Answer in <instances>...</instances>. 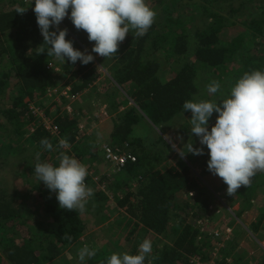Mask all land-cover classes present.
I'll return each mask as SVG.
<instances>
[{"label": "trees", "instance_id": "trees-1", "mask_svg": "<svg viewBox=\"0 0 264 264\" xmlns=\"http://www.w3.org/2000/svg\"><path fill=\"white\" fill-rule=\"evenodd\" d=\"M163 2L147 0L155 12ZM14 3L16 5L10 8L3 5L0 9V116L6 125L4 133L8 134V138L0 139V156L3 157L0 166L7 160L1 155L7 144L23 154L33 148L41 159L54 161V166H58L59 154L63 152L80 160L95 175L92 165L87 163L101 159L106 166L108 164L97 142L87 143L84 148L78 141L83 135L77 132L78 121L58 114L52 121L55 133L51 134L30 105L35 103L34 99H41L56 88L61 75L63 78L76 75L79 82L71 83L69 92L76 96L92 88L99 73L93 62L82 65L77 61L72 65L66 60L58 64L62 74L52 76L50 62L55 58L46 53L36 55L35 48L43 43V37L32 10L34 4L31 0L29 7L25 0ZM191 3L187 9L196 15L191 20L202 21L208 17V23L202 28L167 13L159 17L158 23L154 19L143 37H136L134 31L128 33L119 44L117 54L108 58L113 64L114 81L128 94L131 103L130 107L114 114L110 136L104 142L114 151L131 153L135 163H128L118 171L110 169L113 171L110 174L104 173L98 183L104 185L105 190L99 186L92 189L93 196L88 199L84 213L61 209L56 194L37 180L35 166L29 167L27 175L22 174V186L28 187L26 191L20 186L9 191L4 182H0V264H106V259H98L102 255L92 243L84 247L95 249L94 257L81 261L77 254L73 262L67 263L66 258L71 256L68 251L78 246L81 238L107 220L102 210L109 205L108 194L115 201V207L123 211L121 218L129 230L127 240L143 232L165 241L161 249L153 246L151 264H189V257L193 256H198L204 264L213 262L210 238L202 236L196 226V222L207 218L209 213L205 189L197 185L192 169L180 156H171L160 142L147 147L143 138L134 139L133 135L137 127L149 126L147 120L162 134L173 131L181 136L179 147L183 152H187L188 144L200 147L197 137L190 132L191 112L184 113L182 105L188 100L218 102L229 96L231 87L245 72L264 71V0ZM214 3L220 6V12L230 11L228 17L242 15V24L237 25L220 12H214ZM17 7H24L26 11L19 14ZM59 28L67 29L66 40H72L75 49L88 50L94 44L88 41L87 33L77 30L67 17ZM212 80L219 82L220 89L208 95L206 85ZM109 99L110 106L117 110L119 105ZM35 107L39 111L44 109L42 102ZM47 111L44 109V114H48ZM216 115L213 113L209 128ZM42 138L52 143L50 151L41 147ZM61 139L67 142L66 147H59ZM14 150L5 156L15 154ZM206 150L205 147L204 155L188 153L185 157L194 161L192 164L202 175L215 176L207 170ZM220 181L218 191L225 202L238 203V219L250 232L264 238V172H258L250 186H241L233 197L227 195V186L221 178ZM87 182L93 188L92 180L87 179ZM92 210L101 214L97 219L86 221L83 215ZM176 220L180 223L173 226ZM69 236L71 239L67 238ZM137 251L138 247L133 248L130 254L135 255Z\"/></svg>", "mask_w": 264, "mask_h": 264}, {"label": "clouds", "instance_id": "clouds-1", "mask_svg": "<svg viewBox=\"0 0 264 264\" xmlns=\"http://www.w3.org/2000/svg\"><path fill=\"white\" fill-rule=\"evenodd\" d=\"M31 4H34L32 10L43 37V43L35 48L36 55L46 53L61 63L67 60L72 65L77 61L89 64L94 60L92 53L103 58L115 56L128 33L134 31L136 37H143L156 16L147 0H31ZM25 11L24 7L16 9L19 14ZM66 17L77 30L87 33L89 42H94L90 53L75 49L73 41L66 40L67 29L59 28ZM219 89L220 84L215 80L206 85L209 94H216ZM182 108L184 113L191 112L190 132L197 137L200 147L188 144L186 153L178 151L176 145H172V149L183 158L188 153L204 155L206 147L207 170L222 179L228 196L236 195L241 186L248 188L252 178L264 172V71L245 72L225 99L218 102L188 100ZM213 113L217 115L209 128ZM66 144L63 139L59 141L60 148ZM40 145L48 151L53 147L47 138H42ZM39 157L38 152L35 176L56 194L59 207L85 212L88 199L93 196V190L85 183L86 166L63 152L59 154L58 166L40 162ZM152 250V242L146 238L139 244L137 254L114 253L106 264H146V261L151 264ZM78 255L83 261L94 257L96 251L85 246Z\"/></svg>", "mask_w": 264, "mask_h": 264}, {"label": "rangeland", "instance_id": "rangeland-1", "mask_svg": "<svg viewBox=\"0 0 264 264\" xmlns=\"http://www.w3.org/2000/svg\"><path fill=\"white\" fill-rule=\"evenodd\" d=\"M14 1L16 0H0V9H2L3 5L5 8H10L16 5ZM191 2L200 4L203 0H164L163 4L156 12V18H154L155 22L158 23L160 21L159 17H163L164 14L168 13L171 17L179 16L181 19L186 20L188 25L191 23L193 27L197 26L202 28L204 24L208 23V21H206L208 17H204L202 21L199 18L191 20V18L196 17V15L190 11L191 9H187ZM25 3L28 4L27 7H29L30 0H25ZM212 10L214 12H220V6H218L217 3H214ZM229 13L230 11L224 13L222 11L220 12V14L228 18L230 22H234L237 25L242 24L244 21L242 15L228 17ZM210 28L214 29V26L210 24ZM91 48L88 50L85 48L84 51L90 53ZM92 55L94 56V60L92 61L93 66L99 73V78H97V81L92 88L87 89L82 94L71 96L69 93L70 84H78V78L76 75L63 78L61 75L62 71L59 69L58 65L60 64V61L55 59L50 62V72L54 77L56 74L61 75L59 85L56 88L51 89L50 92H47L43 98L34 99L35 103L30 105L32 112L39 114L38 116L42 125L44 128L46 127L47 130H50L53 118L58 114L60 116L63 114L68 115L71 118L76 119L78 121L77 132L83 134L79 137L78 141L82 142L84 148H87V143L90 142L95 143L99 141L100 143H105L104 141L110 136L112 130L111 118L114 117V114H118L117 112H122L124 109L130 107L129 103H131L129 102L130 98L128 94L113 79V72L111 71L113 64L108 58L100 57L95 53H92ZM161 56L163 55L161 54ZM1 70L2 68L0 67V71ZM207 94L209 95V93ZM109 98H112L113 101L115 100V105H119L116 107L117 110L110 106L109 102L111 99ZM41 102L44 109L48 110V114H44V109H40L39 111L35 107V104H40ZM41 115L45 122L42 121ZM97 121L101 123L98 124ZM94 122H96L98 127L93 130L91 126L95 124ZM146 122L149 126L143 124L135 129L133 135L134 139L138 137L143 138L147 147H151L154 142H160L161 145L169 150L171 156H180L176 150L172 149V145H176L177 150L182 151L179 147V144L182 143V137L173 131H166L162 134L157 128L152 127L147 120ZM0 124V139L1 137L8 138V134L4 133L6 125L1 116ZM169 137L173 138L174 142L170 141ZM25 138L28 137L26 136ZM197 145H199V141L197 142ZM3 148L4 150L1 152V155H4L7 160H5V163L0 166V182H4V185L9 191L19 188L18 186H20L21 189L24 188L23 190L26 191L28 187L22 186L24 179L22 174L27 175L29 167H34L37 163L34 149H28L25 154L13 149L14 152H16L15 154L5 156V154H9V152L13 153V150L9 148L7 144L4 145ZM155 148L157 149V147ZM2 158L3 157L0 156V162L2 161ZM85 158L87 159V155ZM182 160H184L187 166L192 169L197 185L200 188L205 189L207 204L210 206L208 210L209 213L207 218L196 222V226L200 228L202 236H208L210 238V256L212 258L215 254L216 259L213 260L215 261V264L220 262L223 264H264V238L257 237V235L250 232L248 227L238 219V203L229 204L225 202L223 195L218 191V188L221 185L220 178H218V176L202 175L200 169L192 164V162H194L193 160H187L185 156ZM23 161L26 162L21 164ZM39 161L48 162L50 164L52 163V165L54 164V161L41 159L40 157ZM87 164L92 165L95 176L98 178V182L104 173L110 174L113 172L101 159ZM93 185V188L92 186H90V188L93 190L97 189L95 188V186H97L96 183ZM98 186L100 189L103 188L102 190H105L104 185L98 183ZM108 195L109 205L107 207L104 206V209L102 210V214L107 215V220L97 224L92 231L88 232L85 237L81 238L78 246L68 251V254L71 256L66 258V263L73 262L75 256L78 257L77 254L80 251L79 246L81 247L80 249H82L84 244L90 245L92 243L93 245L98 246V252L102 255L98 258L99 260H107L114 253L130 254L133 248L138 247L146 238L152 242V246H156L160 249L162 248V245L165 244V241L161 238L143 232L135 233L130 240H127L129 230L125 226L124 219L121 218L123 211L118 210L115 207V201L112 200L111 194ZM90 198L91 197H89V199ZM98 210H92L93 212L86 213L87 215H83L84 219L86 221L97 219L99 214H101ZM179 223V220H176L174 221L173 226ZM237 256L240 258H237Z\"/></svg>", "mask_w": 264, "mask_h": 264}, {"label": "built area", "instance_id": "built-area-1", "mask_svg": "<svg viewBox=\"0 0 264 264\" xmlns=\"http://www.w3.org/2000/svg\"><path fill=\"white\" fill-rule=\"evenodd\" d=\"M39 115V114H37ZM42 117V121H44L43 116ZM50 130H46L49 131L51 134L55 133V128H53L52 124L50 125ZM170 141L174 142L173 138L169 137ZM99 149L103 155L104 161L108 164L110 169H115V170H120L122 168H124L128 163H135L136 159L135 157L129 153V152H119V151H114L112 148H110L108 145H106L105 143L100 144L99 143ZM88 171V175L86 176L85 179V183L88 187H90V185L87 182V179L92 180L93 183H96V185L98 186V178L97 176H95L93 174L92 171ZM103 189V188H102ZM101 189V190H102ZM228 234V232H227ZM222 247V246H220ZM216 259L215 254L212 256V261ZM189 264H204L201 259L198 256H193V257H189ZM215 262V261H213ZM213 262H211L210 264H212Z\"/></svg>", "mask_w": 264, "mask_h": 264}, {"label": "crops", "instance_id": "crops-1", "mask_svg": "<svg viewBox=\"0 0 264 264\" xmlns=\"http://www.w3.org/2000/svg\"><path fill=\"white\" fill-rule=\"evenodd\" d=\"M115 101V100H114ZM112 119V118H111ZM111 121V120H110ZM95 124H93L92 126H91V128L94 130L95 128H97L98 127V125L96 124V122H94ZM97 123L98 124H100L101 122H99V121H97ZM89 133V132H88ZM87 133V134H88ZM100 142L99 141H97V144H99ZM100 144H102V143H100Z\"/></svg>", "mask_w": 264, "mask_h": 264}, {"label": "water", "instance_id": "water-1", "mask_svg": "<svg viewBox=\"0 0 264 264\" xmlns=\"http://www.w3.org/2000/svg\"><path fill=\"white\" fill-rule=\"evenodd\" d=\"M149 122V121H148Z\"/></svg>", "mask_w": 264, "mask_h": 264}]
</instances>
